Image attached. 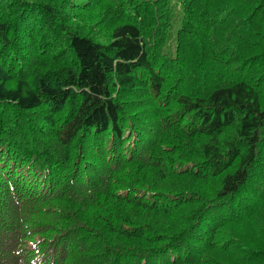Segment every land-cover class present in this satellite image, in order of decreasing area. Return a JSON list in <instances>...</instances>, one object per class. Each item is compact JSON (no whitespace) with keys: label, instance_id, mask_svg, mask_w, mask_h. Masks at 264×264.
<instances>
[{"label":"trees","instance_id":"1","mask_svg":"<svg viewBox=\"0 0 264 264\" xmlns=\"http://www.w3.org/2000/svg\"><path fill=\"white\" fill-rule=\"evenodd\" d=\"M0 264H264V0H0Z\"/></svg>","mask_w":264,"mask_h":264},{"label":"rangeland","instance_id":"2","mask_svg":"<svg viewBox=\"0 0 264 264\" xmlns=\"http://www.w3.org/2000/svg\"><path fill=\"white\" fill-rule=\"evenodd\" d=\"M173 4L176 3V0H172ZM179 23V13H178V6L173 8V20H172V24L170 27V31H169V38L168 41L166 42V45L164 47V50L167 53L173 54L174 52V35L176 32V28L178 26Z\"/></svg>","mask_w":264,"mask_h":264}]
</instances>
